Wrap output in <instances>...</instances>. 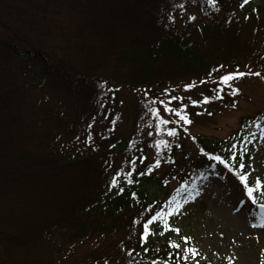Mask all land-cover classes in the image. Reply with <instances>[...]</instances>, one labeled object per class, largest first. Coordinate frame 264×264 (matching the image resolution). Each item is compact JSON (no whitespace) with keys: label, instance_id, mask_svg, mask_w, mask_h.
I'll list each match as a JSON object with an SVG mask.
<instances>
[{"label":"trees","instance_id":"trees-1","mask_svg":"<svg viewBox=\"0 0 264 264\" xmlns=\"http://www.w3.org/2000/svg\"><path fill=\"white\" fill-rule=\"evenodd\" d=\"M36 1L23 15L0 9V264H175L168 253L182 248L170 247L171 228L154 221L140 242L143 222L167 212L165 202L180 206L210 167L229 170L201 149L225 157L232 144L242 152L247 139L240 131L226 144L183 129L187 149L163 128L156 133L138 101L125 112L120 97L212 84L237 65L264 75V3ZM157 140L169 146L157 153ZM156 159L160 166L147 171ZM117 171L130 172L132 183L121 175L110 188Z\"/></svg>","mask_w":264,"mask_h":264},{"label":"rangeland","instance_id":"rangeland-1","mask_svg":"<svg viewBox=\"0 0 264 264\" xmlns=\"http://www.w3.org/2000/svg\"><path fill=\"white\" fill-rule=\"evenodd\" d=\"M37 1L42 4L43 0ZM34 3L35 0H24L21 3L19 0H0V9L11 16L15 13L23 15L26 10L39 5L36 6ZM261 3H264V0L251 1L252 6ZM38 33L35 31L33 36ZM56 34L57 31L53 33V36ZM51 45H54L55 49L61 48L56 44ZM214 86L213 82L188 90H185L183 86L172 89L167 96L179 95L183 97V100H173L171 106L186 104L187 107L184 110L192 123L184 125L183 128L169 123L162 125L161 128L164 130L167 127L176 126L177 135L168 136V138L172 141L174 139L185 141L187 149L190 146L184 138L183 129H187L193 136H204L210 141L216 139L226 144L232 142L241 131L243 138L247 139L248 151L244 153L247 159L235 161L234 158L230 160L231 166L239 172L247 171V181L250 185L254 184L259 177L264 190V134H262L264 117H261L264 115V79L246 75L235 82V86L240 89L235 97L221 92L223 100L213 99L199 106L189 103V97L200 100L205 95H214L210 93ZM208 89L209 91H206ZM134 91H126L120 97L119 105L125 112L127 103L132 113L133 105L138 101L147 115H150L149 106H153L159 110L162 118L170 121L177 119L173 114L164 112L161 105L151 104L153 98L165 99V94L157 96L147 92L148 96H144L146 91L142 90L136 96ZM117 92L120 93V90ZM233 99L237 102L235 107L230 106ZM198 112L201 114L197 115ZM208 112L212 114L208 115ZM126 120L122 125L123 136L128 135L129 131V126L126 127L125 124H130V121ZM254 120L255 124L251 123ZM162 135L165 136L167 133L162 131ZM228 154L227 150L225 157ZM241 162L245 165L244 169H238V164ZM175 187L176 184L172 183L170 191ZM148 190L149 193L156 192L155 189ZM253 195L257 198L256 204L243 195V186L236 175L220 166L210 167L204 175L197 178L193 188L184 197L179 211L169 220L171 228L180 230L179 233L173 231L172 238L182 243L181 248L183 249L185 242L180 238L191 237V240L187 241V246L196 248L199 253L196 257L189 256L188 264H197V262L198 264H264V227H252V224L257 223L264 215V210L259 207L261 203H264V197L257 192ZM241 200L244 203H240Z\"/></svg>","mask_w":264,"mask_h":264},{"label":"snow or ice","instance_id":"snow-or-ice-1","mask_svg":"<svg viewBox=\"0 0 264 264\" xmlns=\"http://www.w3.org/2000/svg\"><path fill=\"white\" fill-rule=\"evenodd\" d=\"M208 5L211 6H215L217 3V0H206ZM249 2V0H242V3L239 5L241 8L244 7V5H246ZM175 7L177 9H179L180 11L184 10L185 5L183 3H179L176 4ZM253 11H255L253 9ZM168 20L170 22L174 21L175 17L172 14L168 15ZM188 21L194 20L195 18L191 15H189L187 17ZM245 19H247V17H245ZM167 27V25H165ZM226 67L225 65H220L218 66V68H214L212 69L209 73L208 76L212 77V73L219 71V68H223ZM245 71H240L239 70V66H236V70L235 71H228L225 72L222 75H219L217 77H212L213 82L216 84V87L214 89V95H205L202 97V99L197 100V99H192L191 97L188 98V101L191 105L196 106V105H200V104H207L209 103L211 100L213 99H218V100H223V95L221 94V92H225L228 96L230 97H235L239 94L240 89L238 87L235 86V82L243 76L249 75V76H257L261 79H264V75H262L260 72H254L252 71L250 68H248V66H245ZM205 81H200V83H204ZM195 85L192 83H186L183 85V88L185 90H188L190 88H193ZM169 92V90L166 88L164 89V94L166 95L165 99H156L153 98L151 100V104H159L162 106L163 111L166 113H171L173 114L177 119L175 120H168L165 118H162L160 115L159 110L156 107L153 106H149L148 108V112L150 113V115L152 117L155 118L156 120V125H155V131L157 133L161 132V126L162 125H168L169 123H172L174 125H177L181 128H183L184 125H188L191 124L192 121L189 119V115L188 113L184 110L187 105L180 103L177 107H172L171 106V101L175 100V101H182L183 97L179 96V95H172V96H167V93ZM144 96H148L147 92H144ZM146 103H148L146 101ZM236 100L233 99L230 102V106L231 107H235L236 106ZM101 107H103V105H101ZM201 113H197V115H200ZM208 115H211L212 113L208 112ZM89 127H91V125H89ZM185 131H187V129H184ZM164 131L167 133L168 136L171 137H175L177 135V127L173 126V127H167L164 129ZM262 134H264V129H262ZM148 135H152L151 132L148 133ZM88 139H91V136L89 135ZM251 141H249L250 143ZM157 151V153L160 152L161 147H168L169 144L167 141L165 140H157L154 142L153 145ZM237 149V145L236 144H232L231 147L228 149V155L227 157H222L221 155H213L211 153H207L204 152L203 149H201V153L203 155H206L209 157V159L211 161H215L218 162L220 165H223L225 168H228L229 171L233 172L236 175V178L239 180L240 184L243 186V195L246 196L253 204L257 203V198L254 197V192L260 193V195L262 197H264V190H262V181L261 179L258 177L256 178V180L254 181V184L250 185L247 181V177H248V172L244 171V172H239L237 169H234L230 164L229 161L232 160L233 158L237 157L239 155L240 159L243 160V154L246 153L248 151L247 145L244 146L243 151L240 153H237V151H235ZM144 158L141 157V160H143ZM161 164V161L159 159H156L154 161L153 164L148 165L147 171H151L153 167H159ZM250 167V166H249ZM245 165L244 163H239L238 164V169H244ZM123 175L124 178L127 180L128 183H132V180L129 179V177L131 176V173H122L120 171H117L115 176L112 177L111 182L109 187L110 188H115L118 185V180L116 179V177H119ZM124 188L120 187L119 188V192H123ZM133 196V198H135L136 193H132L131 194ZM240 203H244L243 200L240 201ZM165 206L167 207V212H165L163 210V208H161L160 210L155 211V213L153 215H151L149 218H146V220L143 222V231L142 233H140L139 235V240L140 242H144L145 238L149 235V233L151 231H153L152 229H150V225L153 224L154 221H159L160 225H162L164 230H168L169 228H171V225L169 223L168 217L172 216L174 214H176L179 211V204L173 200V202L171 204H169L168 202H165ZM259 207L264 210V203H261L259 205ZM149 208H151V205H149ZM252 227H264V215H262L257 223L252 224ZM172 231L179 233V229L178 228H171ZM160 235H163V232L159 233ZM182 241L185 242L182 252L177 251L175 253L169 252L168 256L172 257V259L175 261V264H181V261H185L187 262V260L189 259V256L191 257H196L199 255L198 251L196 248L194 247H188L187 246V241L191 240V237H181L180 238ZM170 247L174 248V249H181V244L176 243L175 241L169 240L168 241ZM144 252L149 251V249L147 247H145L143 249ZM105 264H107V262H105ZM151 264H158V261L156 259H153L151 261ZM163 264H172L171 260H164ZM198 264V262H197Z\"/></svg>","mask_w":264,"mask_h":264}]
</instances>
